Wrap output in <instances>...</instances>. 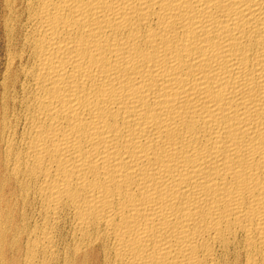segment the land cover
<instances>
[{
    "label": "bare ground",
    "instance_id": "6f19581e",
    "mask_svg": "<svg viewBox=\"0 0 264 264\" xmlns=\"http://www.w3.org/2000/svg\"><path fill=\"white\" fill-rule=\"evenodd\" d=\"M0 264H264V0H0Z\"/></svg>",
    "mask_w": 264,
    "mask_h": 264
}]
</instances>
